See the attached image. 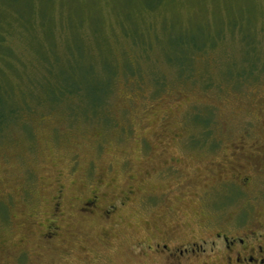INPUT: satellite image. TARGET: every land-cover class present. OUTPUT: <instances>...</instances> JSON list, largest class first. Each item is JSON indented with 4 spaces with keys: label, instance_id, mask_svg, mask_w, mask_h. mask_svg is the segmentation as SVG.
I'll use <instances>...</instances> for the list:
<instances>
[{
    "label": "rangeland",
    "instance_id": "1",
    "mask_svg": "<svg viewBox=\"0 0 264 264\" xmlns=\"http://www.w3.org/2000/svg\"><path fill=\"white\" fill-rule=\"evenodd\" d=\"M191 40L208 50L190 78L170 60ZM68 50L112 80L107 103L0 123V264H166L149 245L239 213L223 180L247 165L235 145L264 165V0H0V86L3 72L14 98L47 73L41 54L59 70Z\"/></svg>",
    "mask_w": 264,
    "mask_h": 264
},
{
    "label": "flooded vegetation",
    "instance_id": "2",
    "mask_svg": "<svg viewBox=\"0 0 264 264\" xmlns=\"http://www.w3.org/2000/svg\"><path fill=\"white\" fill-rule=\"evenodd\" d=\"M252 129L246 133L251 136ZM241 161L234 169V174L223 180V190L227 197L240 199V211L226 222H219L213 227L201 221L207 236L178 242L174 239L149 245L156 254L162 255L166 264H184L194 257H206L208 253L223 255L226 264H264V165L263 167L249 163L251 152H245V145H235ZM259 147H254L258 149ZM260 150V148H259ZM264 152V149H261ZM99 195L94 194L84 199L80 210L89 213L97 207ZM105 216L110 214L104 211ZM222 225V226H220ZM47 236H51L47 234ZM203 259V258H202Z\"/></svg>",
    "mask_w": 264,
    "mask_h": 264
},
{
    "label": "trees",
    "instance_id": "3",
    "mask_svg": "<svg viewBox=\"0 0 264 264\" xmlns=\"http://www.w3.org/2000/svg\"><path fill=\"white\" fill-rule=\"evenodd\" d=\"M56 38L58 32L55 31ZM134 42L143 43L138 35L133 36ZM243 41L252 44L249 35L244 34ZM188 46L186 52L190 55L189 58H182L178 61L176 56H172L170 63L186 69L192 65L188 72L190 77L194 75L193 62L196 58L208 49L199 47L195 40H191L184 44ZM253 50V49H251ZM180 49L179 52H181ZM71 55V60H68L59 70H55L53 64L48 62L45 54H41V62L44 66L45 75L31 81L32 87L29 91H24L21 95V101L13 97V87L9 81L4 80L2 72V84L0 86V123L2 129L11 122L20 121V113L33 109L35 105H48L50 107H66L74 117L88 118L89 111H95L106 106L108 94L111 88V81L100 78L101 74L98 68L92 63H82L74 55L73 51H67ZM6 54L2 50V57ZM55 59L58 60V55L54 49ZM176 60V61H175ZM105 70L110 74L113 72L111 67L105 66ZM110 78V77H108ZM30 101H33L30 102ZM84 108L83 110H81ZM81 110V111H80Z\"/></svg>",
    "mask_w": 264,
    "mask_h": 264
}]
</instances>
